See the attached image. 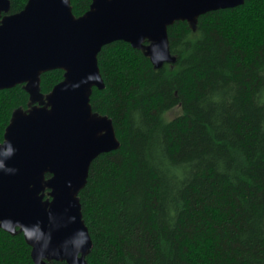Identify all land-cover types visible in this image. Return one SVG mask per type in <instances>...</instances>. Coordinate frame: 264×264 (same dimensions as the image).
Returning <instances> with one entry per match:
<instances>
[{
	"label": "trees",
	"instance_id": "trees-1",
	"mask_svg": "<svg viewBox=\"0 0 264 264\" xmlns=\"http://www.w3.org/2000/svg\"><path fill=\"white\" fill-rule=\"evenodd\" d=\"M27 1L9 0V13ZM90 4L71 0L72 14ZM167 35L173 61L160 69L121 41L97 56L104 89L93 88L91 109L120 147L91 163L78 195L86 262L264 264V0L206 13L195 28L175 22ZM62 79L42 74L40 93ZM28 107L21 85L0 91V144ZM30 251L23 233L0 230V264H33Z\"/></svg>",
	"mask_w": 264,
	"mask_h": 264
},
{
	"label": "water",
	"instance_id": "water-1",
	"mask_svg": "<svg viewBox=\"0 0 264 264\" xmlns=\"http://www.w3.org/2000/svg\"><path fill=\"white\" fill-rule=\"evenodd\" d=\"M90 1L76 18L71 0H28L16 14L9 0H0V91L21 85L29 96L28 109L12 113L0 144V230L23 233L33 264H87L92 242L78 195L91 163L120 147L111 120L90 105L93 88L104 89L101 49L125 42L160 69L173 61L168 27L195 28L200 16L245 2ZM54 70L63 79L44 96L41 76Z\"/></svg>",
	"mask_w": 264,
	"mask_h": 264
},
{
	"label": "rangeland",
	"instance_id": "rangeland-1",
	"mask_svg": "<svg viewBox=\"0 0 264 264\" xmlns=\"http://www.w3.org/2000/svg\"><path fill=\"white\" fill-rule=\"evenodd\" d=\"M175 112H176V110L174 111V113H175ZM174 113H172L171 116H172Z\"/></svg>",
	"mask_w": 264,
	"mask_h": 264
}]
</instances>
